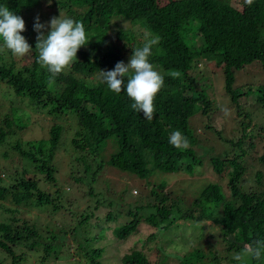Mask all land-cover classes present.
Masks as SVG:
<instances>
[{"label": "trees", "instance_id": "trees-1", "mask_svg": "<svg viewBox=\"0 0 264 264\" xmlns=\"http://www.w3.org/2000/svg\"><path fill=\"white\" fill-rule=\"evenodd\" d=\"M87 1V5L80 4L85 11L79 13L69 7L67 0H51L52 6L47 4L48 0H0V6H7L23 18L26 31L21 35L32 48L31 54L17 57L4 49L0 40V93L5 97L11 95L0 115V159L6 162L0 167V214L8 219L0 221L2 261L8 257L10 262L5 264H19L24 252L16 254L15 249L20 245L27 249L39 246L35 247L40 250L38 264L58 253L48 243L38 244L35 222L16 217L21 206L32 205L49 213L60 210L69 226L63 229L64 234L73 229L70 226L78 227L89 221L91 210L79 212L72 201L66 202L65 188L57 183L55 176L58 169H64L62 151L68 145L73 152H69L70 158L65 161L68 174L64 180L69 182L71 190L77 183L89 186L86 200L95 202L93 210L104 201L97 187L105 165L142 179L153 169L181 172L198 166L206 167V174L209 170L217 177L210 180L207 176L205 186L183 208L169 196L167 183L163 181L148 188L146 200L133 211L128 209L118 215L117 210H101V214L105 213L100 222L111 229L110 237L116 244L122 245L130 234L140 236V245L126 247L118 255L119 264H264V257L256 260L243 255L245 246L253 239L264 240V175L261 172L253 175L255 187L249 191H242L240 180L246 170L240 160L253 148L250 141L257 136L253 133L257 126L251 124L252 116L258 110L259 114L255 115L264 117V84L261 81L254 85L252 81L234 87L235 73L251 62H256L264 76V0H253L250 5L245 0L240 10L221 0H165L162 4L158 0ZM41 5L46 11L30 17ZM59 12L63 17L87 22L89 42L78 50L77 62L58 75L54 84H49V73L37 62L33 24L36 16L47 24ZM45 13L50 14L41 16ZM118 20L130 26L119 24ZM156 36L160 40L152 47L149 62L164 76V86L154 100L155 116L148 121L142 113L131 109L132 101L126 92L122 90L117 95L107 89L99 71H110L120 61L128 63L132 50L143 47ZM199 59L211 63L213 70L220 69L229 109L234 108L235 115L241 117L240 138L235 142L224 139L231 147V155L233 148L238 151L234 157H228L225 151L216 152L213 147L212 134L219 140L222 138L219 129L208 124L211 117L206 115L213 105L203 87L208 85L210 74L202 72L199 78L190 75L192 64ZM174 70L180 72L179 77L171 75ZM124 79L126 87L128 77ZM240 98L248 102L249 110L239 108ZM40 110L50 119H44ZM196 113L206 118L203 133L211 134L208 144L203 146V156L193 149L199 140L191 128ZM233 119L230 122L236 123ZM44 120L50 122L46 129L41 126ZM250 126L252 132H246ZM37 128L43 131L41 137ZM262 128V134L258 135L262 150L256 160L264 167V124ZM30 130H36V135L30 137ZM175 130L188 139V149H177L169 143ZM109 139L116 150L103 161L99 152ZM247 139L246 150L242 145ZM74 153H78L73 157L74 167L77 169L80 161L84 168V174L79 177L69 164ZM222 174L227 177V194L220 183ZM143 208L148 210L145 215L138 213ZM177 220L197 223L201 229L204 223L211 222L225 243V251L241 253L243 259L220 258L209 247L192 248L187 256L164 249L161 243L170 237L172 231L168 228ZM144 223H149L151 228L145 237ZM113 245L86 248L80 243L76 245V253L66 254V259L69 263L103 264L100 258L105 246Z\"/></svg>", "mask_w": 264, "mask_h": 264}, {"label": "rangeland", "instance_id": "rangeland-1", "mask_svg": "<svg viewBox=\"0 0 264 264\" xmlns=\"http://www.w3.org/2000/svg\"><path fill=\"white\" fill-rule=\"evenodd\" d=\"M69 3V7H71L74 10L79 11V13L84 12L83 5H87V0H67ZM225 2L226 4L230 5L231 7L240 10L241 5L245 0H221ZM85 2V4H84ZM165 2V0H158V4H162ZM47 4H49L47 2ZM52 2L49 4L52 6ZM79 4V5H78ZM52 7L49 8V11H51ZM42 11L45 10V6L41 5V8H38V12L33 13L30 15V17H35V15L40 14ZM50 13L42 14L41 16L45 15L48 16ZM63 17V13H58L56 16ZM37 17V16H36ZM113 21V20H112ZM90 22H93V18H90ZM119 24L123 22L122 25H125L126 27L130 26V24L126 23V21H120L118 20ZM46 24V23H44ZM84 27L87 28L88 23L85 22ZM34 32V31H33ZM111 33V31H110ZM47 33L45 32V35ZM112 35V34H111ZM37 33L35 32L33 34V38L36 39ZM112 35V39H113ZM196 59V58H195ZM129 61V60H128ZM256 62H251L249 65L243 67L242 70L237 71L235 73V80H234V87H237L239 85L246 84L247 82H252L254 85H257L256 83H259L262 81V84H264V76L261 74L260 68H258V65L254 64ZM127 64V63H126ZM192 71L190 72L191 76H195L196 78L200 77V74L203 72L204 74H210L209 75V83L208 85H204L203 87H206L205 92L207 93V96L211 97L213 100V105L210 106L208 112L206 115L211 117V119L208 121L209 125L216 126L217 129H219L220 133V139H217L216 134H212V143L213 147L216 149V152L225 151V154L228 157H234L236 154H238V151L233 148L234 154L231 155V147L229 144L224 140H231L233 142L236 141V139L240 138L241 134L239 133L238 129V121L241 119V117H238L235 115L233 109H229L230 105L228 102V99L223 94L222 91V75L220 69L213 70V66L209 62L201 61V59L194 61V64H192ZM215 71V72H214ZM208 96V97H209ZM11 95L8 94L5 95L3 93H0V115L4 113L5 110V102L11 100ZM237 104L240 105L239 108L243 110H249L248 102L245 101L243 98H240L239 101H237ZM214 106V107H212ZM215 108V109H214ZM230 111V113L228 112ZM39 112V111H38ZM45 111L40 110V114L44 119H50V117L45 116L43 113ZM249 113V112H247ZM256 113L259 114V111H255L252 118V125L257 126L253 130V133L257 134V136H254L253 139L250 141L253 145L252 149L247 150L248 140H245L243 142L242 148L247 150V153L240 162L242 163L243 167L246 169L245 173L243 174L242 178L240 179L243 181V185H241L242 191H249L253 187H255L254 183V174L256 172H261L262 175H264V167L260 165L256 158L261 154L262 150V140L259 134H262V126L264 124V117L262 115V119H260L259 115H255ZM261 115V114H260ZM233 119V117L238 119H233L237 123L230 122L229 120ZM206 118L202 117L200 113H196L192 116L191 119V128L194 129V132L197 133V138L199 139L197 141V145L193 147L195 150V153L200 156H203V146L207 145V139L209 136L211 137V134H208L207 132L203 133V121ZM257 121V122H256ZM259 122V123H258ZM246 123V122H245ZM50 122L47 120H44L43 123H41V126L43 128H47L49 126ZM261 127V128H260ZM236 128V129H235ZM31 131V130H30ZM36 130H33L29 132V136L33 137L36 135ZM37 131L41 133L40 137L43 135V131L38 130ZM252 132L251 126L250 128L246 129V132ZM215 137V138H214ZM214 138V139H213ZM250 138V137H249ZM215 139L218 141L215 142ZM110 139L107 142V146H105L99 153L100 156L103 157V161H106L108 159V156L110 153L116 150L115 146H113L112 143H110ZM218 144L220 146H218ZM230 147V148H228ZM229 149V150H228ZM7 151V150H6ZM63 159H62V165L63 170H59L56 173V178L59 180L57 183H60L65 188V191L63 190V199L66 200V202L72 201L73 207L77 208L79 212H84L85 209H90L92 214L89 218V221L81 223L78 227L72 225L70 226L73 228L72 230H69L67 233L64 234L63 229L68 226L65 220V216L62 214L60 210H57L56 212L49 213L46 210H39L35 206H27V207H20L19 212L17 213L16 217L20 218H27L29 222L33 223L35 222L38 230H39V245L41 246V243H48L50 245V248L53 249V252L57 253L56 255L51 254L46 262L42 264H79L74 262H68L66 259V254H73L76 253V245L82 244V246L86 248H92L96 246L101 245H108V244H114L113 247L105 246V252L103 253V256L100 258V261L103 264H113L118 262V255L122 252V250L126 247H134L140 245V238L139 235L130 234L126 241L121 244H116L114 240H111L110 237V230H108V225L103 224V221L100 222V219H103V214H101V210H114L116 211V214H121L125 212L128 209H131L133 211L135 208L139 205H142L144 201L146 200L144 196L146 195V191L150 190V187L154 186L155 184H158V182H165L167 183L165 188L166 190L170 191L169 196L175 200H177L179 205L183 208L184 206H187L190 204V198L194 197V195H197L199 191L202 189V187L205 186V183L207 181V176L210 180H215V176L211 174V172L208 170V175L206 174V167H195L192 169V171H177V172H164L161 170H155L153 169L148 177L145 179L139 178L136 175H133L132 173H129L128 171H123L118 169L117 167L107 166L105 165V169L101 171L99 174L100 182L97 187V191L101 194V200L103 201V204H99L96 210H93V205L95 202L86 200V196L88 197L90 194L88 185L84 186V184L80 185V183L74 184L71 188H69V182L65 181L68 174V168L66 166L65 168V161L70 158L69 152H73L70 147L67 145V149H63ZM10 153V152H9ZM222 153V152H221ZM78 153L72 154V160L69 162L71 164L72 168H74V174L79 177L84 174V168L82 167L80 161L77 165V169L74 167V156H77ZM229 160V159H228ZM6 163V162H5ZM4 161H1L0 159V167L2 168L5 165ZM67 165V162H66ZM150 168V166L148 167ZM78 174V175H77ZM227 181V177L222 174L220 178V183L223 184L222 188L224 192L227 194V189L225 188V183ZM72 184V183H71ZM242 184V183H241ZM108 190V191H107ZM103 192V193H101ZM116 194V196H114ZM106 196V197H105ZM104 197V198H103ZM106 199V202H105ZM87 201V202H86ZM5 204V203H4ZM148 210L146 208H143V210H140L138 213L140 214H146ZM101 216V217H100ZM8 220L4 215L0 214V221L5 222ZM8 222V221H7ZM6 222V223H7ZM69 223V222H68ZM209 225L203 224L201 229V225L190 222V221H181L177 220L176 223L173 224L170 228H168L169 231H172L168 235L170 237L168 239L165 238V241H163L161 244L166 250L170 251H177L179 254H185L186 256L191 252L192 248L199 247L203 249H207L209 247L211 250L215 252V254L220 258H226L227 260L234 259L235 253L232 252H226L225 251V243L221 242V240L218 237V230L214 228L211 224V222H208ZM149 223H144V226L142 227L144 231V237L151 232V228H148ZM69 227V226H68ZM67 227V228H68ZM74 228H77L74 230ZM105 228V229H104ZM168 231V232H169ZM166 232V233H168ZM104 235V236H103ZM103 236V239H97L98 237ZM91 237L94 239L92 240ZM179 238V239H177ZM96 239V240H95ZM36 247V246H35ZM34 249H27L24 246L20 245L18 248L15 249V253H21L24 252L22 256V261L19 264H38V257L40 250ZM85 249V248H84ZM0 262L3 264L9 263L10 259L6 257L2 261V256L0 255ZM38 262V263H37Z\"/></svg>", "mask_w": 264, "mask_h": 264}, {"label": "clouds", "instance_id": "clouds-1", "mask_svg": "<svg viewBox=\"0 0 264 264\" xmlns=\"http://www.w3.org/2000/svg\"><path fill=\"white\" fill-rule=\"evenodd\" d=\"M250 5L253 0H246ZM51 3V0H48ZM33 30L37 33L35 50L38 53V63L49 73L48 82L54 84L58 75L68 70L77 62L78 50L87 45L85 27L82 22L70 17H52L47 24L41 23L39 16L34 19ZM26 31L23 18L9 10L7 6H0V40L2 47L12 55L24 57L32 53V48L26 38L21 35ZM45 32L47 33L45 35ZM156 36L147 40L143 47L132 50L127 64L117 62L114 69L99 71L102 83L107 89L117 95L122 90L132 101L131 109L142 113L143 118L151 121L155 116L154 100L164 86V76L149 62L152 47L159 43ZM171 75L179 77V71H172ZM125 77H128L125 87ZM169 143L177 149L186 150L190 143L179 130H175L169 137ZM243 255L259 260L264 257V240L253 239L245 246ZM234 259H243L241 253H236Z\"/></svg>", "mask_w": 264, "mask_h": 264}]
</instances>
